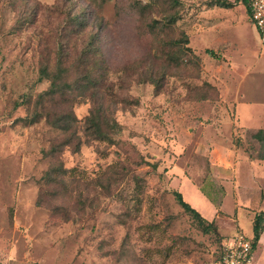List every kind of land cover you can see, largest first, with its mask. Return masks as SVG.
<instances>
[{"label": "rangeland", "instance_id": "rangeland-1", "mask_svg": "<svg viewBox=\"0 0 264 264\" xmlns=\"http://www.w3.org/2000/svg\"><path fill=\"white\" fill-rule=\"evenodd\" d=\"M90 41L102 56L104 108L120 130L112 143L85 136L92 103L81 99L72 108L80 148L59 155L73 171L64 185L45 184L58 131L25 120L49 85L37 82L39 69L59 60L69 70L63 79L82 78L71 66ZM61 45L68 56L57 55ZM258 73L263 43L239 0H0V264L213 261L222 234L234 231L206 229L173 191L210 219L213 198L185 179L207 171L216 144L259 152L255 130L243 131L234 115L246 99L251 113H264ZM43 107L63 109L58 98Z\"/></svg>", "mask_w": 264, "mask_h": 264}, {"label": "trees", "instance_id": "trees-1", "mask_svg": "<svg viewBox=\"0 0 264 264\" xmlns=\"http://www.w3.org/2000/svg\"><path fill=\"white\" fill-rule=\"evenodd\" d=\"M239 1L245 5L246 12L250 18L246 0ZM172 22L173 20H171V23ZM158 24L157 21H151L149 26L153 28ZM72 25L75 24L73 23ZM92 42L93 41H90V44L81 51L77 61L73 64L74 66H71L74 68L72 73H77V69L79 68L85 71L82 78L76 77L71 81L63 79L69 70L64 66V63L59 60L56 62L54 69H52L49 64H42L39 69L37 82L48 81L49 85L46 90L36 96L34 110L25 120L30 124L44 120L50 128L58 131L59 139L51 142L45 152L46 156L56 161V163L47 169L43 175L45 184L55 183L64 185L65 181L63 177L67 173L73 171L63 167L62 163L59 161V155L64 148H71L75 152L80 148L81 140L77 135L79 120L75 117L72 108L76 103L81 101V99L86 98L92 103L88 115L83 122L85 136L91 137L94 140L97 139L99 141L112 143L113 135L117 134L120 130L119 124L113 117L114 111L104 108L107 99L106 95H108L105 93L107 90L106 78L104 77V72L100 73L98 71L101 68V60L99 57L102 58V56L99 50L92 45ZM172 43L173 45H179L181 43L187 44V39L184 37L180 40H174ZM207 52L212 55L211 51ZM57 55H59V57L68 56V49L61 45ZM55 98L60 100V105L63 109L60 112L51 113L43 107V104ZM112 103L115 104L114 101H112ZM38 107L41 108L40 111H37ZM251 137L253 142L259 145V152L255 150L253 156L259 160H264V129H258L252 132ZM235 143L236 145L239 144L237 142ZM250 155L252 156V154ZM173 195L177 204L200 225L204 224L206 229L213 227L216 229L215 221H207L203 218L195 209L184 201L180 192L174 190ZM263 230L264 214L258 213L254 216L252 221V236L250 237V241L253 250ZM222 240L223 238L219 245L218 255L211 262H215L221 257L223 252L221 247Z\"/></svg>", "mask_w": 264, "mask_h": 264}, {"label": "crops", "instance_id": "crops-1", "mask_svg": "<svg viewBox=\"0 0 264 264\" xmlns=\"http://www.w3.org/2000/svg\"><path fill=\"white\" fill-rule=\"evenodd\" d=\"M259 40L264 44L260 37ZM255 75L258 76L257 79H262L264 89V73ZM242 96L246 97L245 94ZM237 98H241V96H237ZM246 100L235 101L234 115L237 124L243 131L245 129L255 131L264 129V113L260 111L251 113L253 101ZM249 124L252 125L249 126ZM218 146L219 144H216L209 151L208 161L210 164L206 166L205 170L207 171L199 173V177H196L198 172L194 171L195 176L193 173L189 176L190 178L187 177L185 180L190 181L201 193L208 194L213 198L211 202L215 204V209L211 218H206L198 213L207 221L214 220L219 230L221 227L227 226L228 229L234 231L232 235L221 233L225 236L223 240L233 237L238 231L244 233V227L246 228L248 223L252 236L254 216L258 213L264 214V160L254 157L252 151L246 152V147H243L241 143L230 148ZM176 190L179 192L178 187ZM227 194L231 195L230 204L224 203ZM253 264H264V230L253 252Z\"/></svg>", "mask_w": 264, "mask_h": 264}, {"label": "built area", "instance_id": "built-area-1", "mask_svg": "<svg viewBox=\"0 0 264 264\" xmlns=\"http://www.w3.org/2000/svg\"><path fill=\"white\" fill-rule=\"evenodd\" d=\"M250 20L260 39L264 41V0H246ZM222 255L207 264H253V248L250 238L238 231L233 237L222 240Z\"/></svg>", "mask_w": 264, "mask_h": 264}]
</instances>
